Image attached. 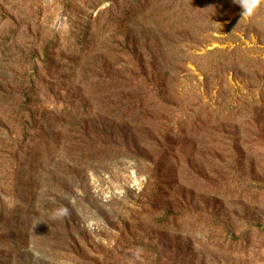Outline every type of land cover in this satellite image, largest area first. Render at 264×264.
Returning <instances> with one entry per match:
<instances>
[{
	"label": "rangeland",
	"instance_id": "rangeland-1",
	"mask_svg": "<svg viewBox=\"0 0 264 264\" xmlns=\"http://www.w3.org/2000/svg\"><path fill=\"white\" fill-rule=\"evenodd\" d=\"M241 12L0 0V264H264V7Z\"/></svg>",
	"mask_w": 264,
	"mask_h": 264
},
{
	"label": "clouds",
	"instance_id": "clouds-1",
	"mask_svg": "<svg viewBox=\"0 0 264 264\" xmlns=\"http://www.w3.org/2000/svg\"><path fill=\"white\" fill-rule=\"evenodd\" d=\"M233 3L242 9L241 16L252 18L261 7H264V0H233ZM60 215H66L67 209H61Z\"/></svg>",
	"mask_w": 264,
	"mask_h": 264
}]
</instances>
